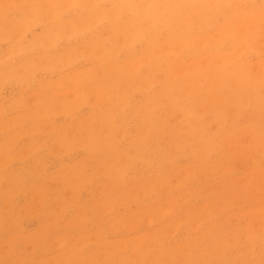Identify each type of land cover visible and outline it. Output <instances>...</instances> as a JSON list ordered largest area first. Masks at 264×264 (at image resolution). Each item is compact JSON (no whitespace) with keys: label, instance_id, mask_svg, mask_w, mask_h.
<instances>
[{"label":"rangeland","instance_id":"374dc122","mask_svg":"<svg viewBox=\"0 0 264 264\" xmlns=\"http://www.w3.org/2000/svg\"><path fill=\"white\" fill-rule=\"evenodd\" d=\"M0 264H264V0H0Z\"/></svg>","mask_w":264,"mask_h":264}]
</instances>
